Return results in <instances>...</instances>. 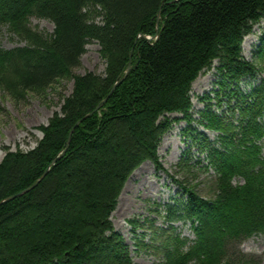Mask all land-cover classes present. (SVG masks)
<instances>
[{
    "label": "trees",
    "instance_id": "16d2710c",
    "mask_svg": "<svg viewBox=\"0 0 264 264\" xmlns=\"http://www.w3.org/2000/svg\"><path fill=\"white\" fill-rule=\"evenodd\" d=\"M31 17L50 21L52 33L33 30ZM261 20L264 0H0V27L25 42L0 48V90L21 101L73 80L60 111L36 127V145L7 149L0 161V201L40 179L0 204V264H136L111 215L141 164L164 171L158 148L179 119L217 136L196 130L177 164L186 174L212 172L209 198L180 182L185 200L167 205L166 218L189 222L194 238L166 235L164 263L242 264L228 248L264 234V81L254 84L264 71V31L254 61L241 49ZM92 41L104 73L74 75ZM214 61L218 89L199 98L205 105L194 119L191 86Z\"/></svg>",
    "mask_w": 264,
    "mask_h": 264
},
{
    "label": "rangeland",
    "instance_id": "374dc122",
    "mask_svg": "<svg viewBox=\"0 0 264 264\" xmlns=\"http://www.w3.org/2000/svg\"><path fill=\"white\" fill-rule=\"evenodd\" d=\"M29 25L33 30L44 34L53 31V24L46 19L31 17ZM263 31L264 20H261L253 26L252 32L244 37L241 49L242 57L246 61H254L253 54ZM24 45L25 42L9 34L5 27H0V48L11 49ZM99 49L100 46L94 41L87 44L80 65L73 70V74L83 75L87 72L103 74L105 62L100 57ZM217 65V61H214L211 69L202 72L191 86V113L194 119L198 118V111L205 105L199 98L205 94L213 98V90L218 89L214 83ZM262 80L264 81V71L259 74L254 84H259ZM244 85L242 84V87ZM72 89V79L62 80L43 97L26 95L21 101H15L0 90V161L7 149L26 151L34 147L42 136L36 127L46 124L54 112L60 111L63 98L68 96ZM211 103L215 104V100L212 99ZM213 109L216 110L215 107ZM169 117L180 118L181 115L171 114ZM196 130L211 140L217 136V133L206 130L195 121L188 123L179 119L173 122L163 135L158 148L159 160L164 171H157L151 162H144L130 175L123 187L117 206L112 212L111 221L115 231L124 239L136 264H165L159 247L166 235L177 233L190 240L194 237L189 223L171 222L166 218V213L167 205L172 206L173 201L180 198L185 200V194L179 187L180 182H185V185L191 188L195 187L200 196L209 198L207 186L212 172L206 173L201 168H194L191 173L186 174L177 165ZM262 144L264 157V140ZM191 150L198 156L195 147ZM200 158L203 159V156L200 155ZM234 246L228 249L231 253L235 251V256L242 259V264H264V234L253 236Z\"/></svg>",
    "mask_w": 264,
    "mask_h": 264
},
{
    "label": "water",
    "instance_id": "95a60500",
    "mask_svg": "<svg viewBox=\"0 0 264 264\" xmlns=\"http://www.w3.org/2000/svg\"><path fill=\"white\" fill-rule=\"evenodd\" d=\"M175 1H177V0H175ZM159 17H160V15H159V13H158V15H157V21H158ZM156 30H158V27L156 28ZM143 37L146 38L147 40L150 39L149 37H146V36H143ZM130 69H131V62L129 61V62H128V65H127V67H126V70H125L124 75H123L121 78H119V79L115 82V84L112 86V88H111L109 94L106 96V98H104V100H102V101L99 103V105L94 109V111H97V110H98V109L104 104V102L107 101V99H108V98L110 97V95L112 94L113 90H114V89H115V88H116V87H117V86H118V85H119V84H120V83L126 78V76L128 75ZM91 114H92V113H89V114H87L86 116H84L82 119H80V120L76 123V125L70 130L69 135H68V138H67V145H68V143H69V141H70V137H71V135H72V133H73L75 127L78 126V125H79V124H80V123H81L86 117H89ZM63 153H64V152H63ZM63 153H61L58 157L54 158L53 161H52V164L57 160V158H59L60 156H62ZM47 171H48V168L46 169L45 173H47ZM41 178H42V177H41ZM39 180H40V179H39ZM39 180H38V181H39ZM38 181H36V182H34L33 184H31V185H30L29 187H27L25 190H23V191H21V192H19V193H17V194H14V195H12V196H9V197L5 198L4 200L0 201V204L3 203V202H5V201H8V200L14 199V198H16V197H18V196H20V195H22V194L28 192L29 190H31L33 187L36 186V184L38 183Z\"/></svg>",
    "mask_w": 264,
    "mask_h": 264
},
{
    "label": "bare ground",
    "instance_id": "6f19581e",
    "mask_svg": "<svg viewBox=\"0 0 264 264\" xmlns=\"http://www.w3.org/2000/svg\"><path fill=\"white\" fill-rule=\"evenodd\" d=\"M119 199V198H118Z\"/></svg>",
    "mask_w": 264,
    "mask_h": 264
}]
</instances>
